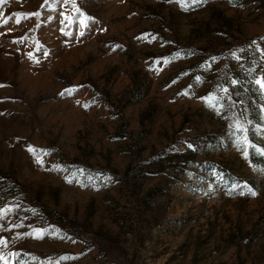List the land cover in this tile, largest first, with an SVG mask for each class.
<instances>
[{
    "label": "rangeland",
    "instance_id": "obj_1",
    "mask_svg": "<svg viewBox=\"0 0 264 264\" xmlns=\"http://www.w3.org/2000/svg\"><path fill=\"white\" fill-rule=\"evenodd\" d=\"M259 76L264 0H0V264H264Z\"/></svg>",
    "mask_w": 264,
    "mask_h": 264
},
{
    "label": "snow or ice",
    "instance_id": "obj_2",
    "mask_svg": "<svg viewBox=\"0 0 264 264\" xmlns=\"http://www.w3.org/2000/svg\"><path fill=\"white\" fill-rule=\"evenodd\" d=\"M178 2L181 3V4H183V0H178ZM73 4H74V0H73ZM77 11H79V10L77 9ZM253 43H255V42H253ZM258 51H259V49H258ZM232 55L234 57L236 56L235 53H232ZM253 82L257 86V88L259 89L260 93L262 95H264V76L256 77ZM232 83L235 84L236 81H232ZM202 99H205V98H202ZM209 99H214V96H212L210 94ZM260 111L262 113H264V108H261ZM237 127H240L239 122H237ZM241 143L245 146V148L243 150V154L244 155H247V147L250 146V142L248 141V139H247L246 136H244V137L241 138ZM29 150H31V148ZM249 192H250L251 195H255L256 194L255 192H252L251 190H249ZM8 210H10V209H8ZM4 211H5V209H0V215H2L4 213ZM37 231H39V230H37ZM12 255H15V253H13ZM0 260H4V257L2 255H0Z\"/></svg>",
    "mask_w": 264,
    "mask_h": 264
}]
</instances>
